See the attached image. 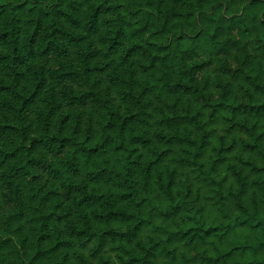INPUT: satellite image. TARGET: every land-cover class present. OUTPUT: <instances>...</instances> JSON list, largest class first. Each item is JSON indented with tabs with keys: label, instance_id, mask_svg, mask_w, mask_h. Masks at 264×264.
<instances>
[{
	"label": "clouds",
	"instance_id": "obj_1",
	"mask_svg": "<svg viewBox=\"0 0 264 264\" xmlns=\"http://www.w3.org/2000/svg\"><path fill=\"white\" fill-rule=\"evenodd\" d=\"M0 264H264V0H0Z\"/></svg>",
	"mask_w": 264,
	"mask_h": 264
}]
</instances>
